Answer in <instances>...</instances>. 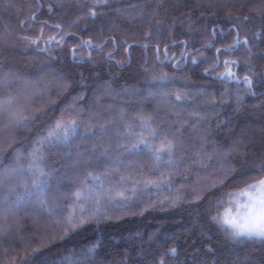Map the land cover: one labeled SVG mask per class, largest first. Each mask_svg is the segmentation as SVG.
<instances>
[{"label": "trees", "instance_id": "trees-1", "mask_svg": "<svg viewBox=\"0 0 264 264\" xmlns=\"http://www.w3.org/2000/svg\"><path fill=\"white\" fill-rule=\"evenodd\" d=\"M33 153L42 194L0 180V264H264L222 220L264 176V0H0V178Z\"/></svg>", "mask_w": 264, "mask_h": 264}, {"label": "snow or ice", "instance_id": "snow-or-ice-1", "mask_svg": "<svg viewBox=\"0 0 264 264\" xmlns=\"http://www.w3.org/2000/svg\"><path fill=\"white\" fill-rule=\"evenodd\" d=\"M92 15H95V12H91ZM35 43V41H33ZM228 63L227 61L225 62ZM227 76H231L232 73L230 70H227L225 73ZM244 83L248 86L251 85V81L248 77H244ZM62 130V131H61ZM154 134V133H153ZM76 135V123L73 121L71 125H61L57 123L56 125V136L61 143H68ZM146 143V141H145ZM167 151L169 156L172 153V145L169 143L162 148L156 149V151L163 152ZM32 162L28 165L27 168L21 166V161L17 159L15 161L16 166L4 165L3 177L0 178L4 183H11L13 178H22L27 175L30 176L31 184L20 183L19 188L20 192L17 193L18 197L23 199L31 195H39L44 192L47 187V181L45 177L47 172L41 164L39 157L33 153ZM158 160L160 156L156 157ZM258 172H264V164H262L258 169ZM11 191L15 192L16 188L13 186ZM118 195H123L118 194ZM94 196L92 190H87L83 192L76 193V201L89 200ZM243 198V203H240V199ZM97 204H99L100 197L95 196ZM235 201V211H231V208L225 209L223 216V222L228 226L230 234L233 238H260L264 239V176H261L259 179L254 180L251 183L245 185L243 191L239 193L237 197H233L230 200ZM80 216L83 217L85 209L80 208ZM75 214L69 216L68 222L72 227L77 225L73 223L75 219ZM83 222V221H81ZM92 249H88L85 253V256L92 253ZM67 264H84V258L74 259L69 257Z\"/></svg>", "mask_w": 264, "mask_h": 264}, {"label": "rangeland", "instance_id": "rangeland-1", "mask_svg": "<svg viewBox=\"0 0 264 264\" xmlns=\"http://www.w3.org/2000/svg\"><path fill=\"white\" fill-rule=\"evenodd\" d=\"M240 193V192H239ZM239 193H237V194H235L233 197H237L238 195H239ZM232 197V198H233ZM240 203H243V198H241L240 199ZM229 208H231V211H235V201L234 200H232V202H231V206L229 207ZM228 208V209H229ZM225 213V212H224ZM223 216H224V214H223ZM223 220V219H222ZM226 225V224H225Z\"/></svg>", "mask_w": 264, "mask_h": 264}]
</instances>
